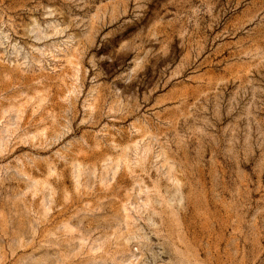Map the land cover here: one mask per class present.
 Masks as SVG:
<instances>
[{"label":"rangeland","instance_id":"rangeland-1","mask_svg":"<svg viewBox=\"0 0 264 264\" xmlns=\"http://www.w3.org/2000/svg\"><path fill=\"white\" fill-rule=\"evenodd\" d=\"M0 264H264V0H0Z\"/></svg>","mask_w":264,"mask_h":264}]
</instances>
